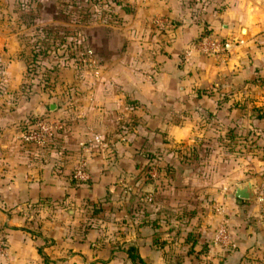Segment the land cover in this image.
Returning <instances> with one entry per match:
<instances>
[{
  "label": "crops",
  "instance_id": "1",
  "mask_svg": "<svg viewBox=\"0 0 264 264\" xmlns=\"http://www.w3.org/2000/svg\"><path fill=\"white\" fill-rule=\"evenodd\" d=\"M122 2L117 21L94 30L103 69L84 80L67 75L69 88L55 99L23 86L18 54L0 58V232L7 246L0 264H131L114 239L133 244L150 264H236L241 255V245L232 250L211 241L219 219L232 239V221L256 215L259 205L232 198V156L217 144L222 88L212 84L223 81L235 58L264 51V0ZM204 29L241 42L226 61L189 50ZM240 61L251 70L249 60ZM57 72L55 78L67 74ZM49 102L63 127L47 146L23 141L22 122ZM92 133L102 141L89 143L88 178L75 182L78 142ZM149 159L159 166L155 181L145 177ZM113 216L131 226L114 233ZM262 239L264 230L246 233L243 245Z\"/></svg>",
  "mask_w": 264,
  "mask_h": 264
},
{
  "label": "rangeland",
  "instance_id": "2",
  "mask_svg": "<svg viewBox=\"0 0 264 264\" xmlns=\"http://www.w3.org/2000/svg\"><path fill=\"white\" fill-rule=\"evenodd\" d=\"M115 7V4L104 0L96 1L91 8L85 6L83 0H0V58H16L18 53L28 55L29 45L39 34V27H48L56 38L66 36V39L72 40L73 53L65 51L61 56H49L57 61L55 68L59 70L58 75L63 69L67 72L66 75L55 78V69H42L45 83L40 88L38 85H28L30 80L24 71L23 86L30 90L39 89L46 97L49 95V99H55L63 87L69 88L65 79L67 75L73 74L72 76L84 80L88 74H99L103 69L100 32L94 30L113 21L114 17L109 10L115 12ZM90 33H93V42L87 40ZM260 44L264 45V38ZM231 51L217 59L226 61ZM60 52V48L55 51L56 54ZM254 52L253 58H235L236 63L226 68L223 81L212 84L222 88L218 99L222 120L216 132L219 141L217 144L221 145L225 154L232 156V160L229 159L235 172H232L234 177L230 192H233L234 183L247 178L254 180L255 197L247 200L259 204L256 215H240L237 218L238 223L232 221V250L242 246L236 264H264V239L254 242L253 247L243 245L246 233L260 234L261 230H264V51L262 54L258 53L257 49ZM240 59L251 62L250 71L248 67L244 69L240 65ZM236 70L238 72L234 73ZM222 161L227 163L228 158L223 157ZM210 206L212 208V205ZM133 214L131 207L126 217L131 218ZM111 222V230L114 233L131 226L124 223L125 219L115 216ZM225 224L227 227L228 224ZM193 229L194 227L191 228ZM112 242L113 246L129 244L121 242L120 239H114Z\"/></svg>",
  "mask_w": 264,
  "mask_h": 264
},
{
  "label": "built area",
  "instance_id": "3",
  "mask_svg": "<svg viewBox=\"0 0 264 264\" xmlns=\"http://www.w3.org/2000/svg\"><path fill=\"white\" fill-rule=\"evenodd\" d=\"M158 26H162V22L156 19ZM240 39L222 37L213 33L210 30L204 29L200 31L197 37L190 43L189 50L196 51L201 54L209 55L216 58L224 57L233 47L240 43ZM186 52H188L186 50ZM63 127V122L55 117H44L37 119L33 124L29 125L23 132L20 133V138L25 142H32L36 145H41L46 140L50 139L53 134ZM102 141L99 133H92L90 140L79 141L78 148L80 154L76 162L72 166V177L77 180H86L88 178L87 161L85 158V152L88 151L89 143H100ZM148 174L155 178L157 170L155 166H151L147 170ZM118 184L123 190H130L129 184L123 177L118 178ZM212 209L215 213H220L223 210L221 203H213ZM212 242L219 245L222 248L234 247L229 231L227 230L224 220L221 218L216 222L212 232ZM7 255V246L0 232V256L5 258ZM4 264H7L6 262Z\"/></svg>",
  "mask_w": 264,
  "mask_h": 264
},
{
  "label": "trees",
  "instance_id": "4",
  "mask_svg": "<svg viewBox=\"0 0 264 264\" xmlns=\"http://www.w3.org/2000/svg\"><path fill=\"white\" fill-rule=\"evenodd\" d=\"M96 1H101V0H83V4H85V6H87L88 8H91L92 5H94V3ZM107 3H113L115 4V6H126L122 0H104ZM112 9V8H110ZM111 14V16L114 17V21H117L118 16L116 11L113 12L111 10H109ZM39 34H37L33 41L31 42V44L29 45V54H24V53H18V56L20 58H23L24 62H25V76H28L30 82L28 83V85L34 84V85H38L40 88L42 86H44V77H42L43 73H42V69L44 70H51V69H55L57 70V68H55L57 66V61L53 60L52 58H49V56L51 55L52 57L57 55V56H61L63 54H65L64 52L67 51L70 54L73 53V49H72V40L70 39H66V36H59V38H56V36H53V34L51 33V31L48 29V27H39L38 28ZM55 39L56 42H55ZM60 48L61 52L59 54H56L55 51ZM45 61V62H44ZM43 81V82H42ZM52 109H49L48 107H46V109H44L43 111L34 114V115H29L28 117H26L24 119V121L22 122V127H21V132H23L29 125L33 124L37 119L39 118H44V117H55L60 119L61 121H63V118L60 115H55L52 112ZM61 129V128H60ZM58 129V130H60ZM58 130L56 132H58ZM56 132L53 134V136H55ZM52 136V137H53ZM51 137V138H52ZM52 141L50 139L46 140L44 143H42L40 146H47L51 143ZM78 158V157H77ZM77 158L75 159V161L73 162V164L76 162ZM72 164V166H73ZM151 166H155L156 170H157V174L155 176V178L151 177L147 170L148 168H150ZM70 177L73 181L75 182H83L86 180H77L75 178L72 177V167H71V173H70ZM146 179L150 180V181H155L158 179L159 177V166L156 165V162L151 161V159H149L147 161V168H146V174H145ZM120 186V185H119ZM121 188V187H120ZM122 189V188H121ZM123 190V189H122ZM129 192V190H127ZM213 232V230H212ZM211 241H212V233H211ZM152 242L153 243H158L160 242L158 239L152 238ZM124 247V246H123ZM125 251H126V256L127 258L130 260V263H134V264H150L149 262H147L146 260H144L137 252L136 247L133 244H128L127 246L124 247ZM38 251L41 252L40 247H38Z\"/></svg>",
  "mask_w": 264,
  "mask_h": 264
},
{
  "label": "water",
  "instance_id": "5",
  "mask_svg": "<svg viewBox=\"0 0 264 264\" xmlns=\"http://www.w3.org/2000/svg\"><path fill=\"white\" fill-rule=\"evenodd\" d=\"M49 109H54L55 103L54 102H49L47 104ZM147 184H145L144 189H148L146 187ZM233 196L240 198V199H253L255 197L254 191L252 189V181L251 179H244L236 182L234 184Z\"/></svg>",
  "mask_w": 264,
  "mask_h": 264
}]
</instances>
